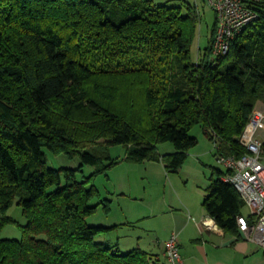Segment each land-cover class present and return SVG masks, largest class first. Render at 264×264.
Instances as JSON below:
<instances>
[{
  "label": "trees",
  "instance_id": "16d2710c",
  "mask_svg": "<svg viewBox=\"0 0 264 264\" xmlns=\"http://www.w3.org/2000/svg\"><path fill=\"white\" fill-rule=\"evenodd\" d=\"M254 8L259 17L222 56L212 54L215 15L193 59L201 15L184 0H0V264H169L100 240L115 226L86 221L100 204L109 209L94 177L108 178L119 160L177 171L197 144L196 124L219 155L244 153L237 137L264 103V1ZM164 142L174 151L158 153ZM115 145L122 159L111 155ZM44 149L80 164L49 167ZM261 152L264 161V138ZM83 166L93 170L78 177ZM214 173L202 205L236 232L245 203L222 170ZM14 202L24 224L7 214ZM9 224L20 226L19 239L1 237Z\"/></svg>",
  "mask_w": 264,
  "mask_h": 264
},
{
  "label": "crops",
  "instance_id": "0c3cea01",
  "mask_svg": "<svg viewBox=\"0 0 264 264\" xmlns=\"http://www.w3.org/2000/svg\"><path fill=\"white\" fill-rule=\"evenodd\" d=\"M256 107L264 109V103L259 100ZM259 135L262 139L264 138V125L260 129ZM158 145L157 152L161 155L174 151L172 149L171 151L161 152ZM215 150H217V147H215ZM123 157L124 154L120 156L121 159ZM187 158L188 153L182 166L175 172L168 171L163 162L156 160L119 161L117 165L128 164L129 168L136 167L137 171L143 170L151 177L160 175L169 184L166 185L163 181L161 197L155 200L152 198L146 202L147 214L138 216L135 221L129 222L133 224V227L141 228L140 233L136 235L122 227L125 222L124 220H118L122 219L121 215L120 218L113 215L116 208L112 204L113 197H105L110 199L111 204L104 215V222L98 223L115 227L103 234L100 240L107 242L109 245H116L123 252L136 247L141 248L156 254L165 263H168L165 255L166 241L172 233H175L178 238L179 253V259L175 264H264V249L261 246L246 240L237 229L236 232L222 229L212 217L207 215L202 201L207 193L211 177L215 176L214 170L216 168L211 166L212 170H210L207 185L204 187L196 185L194 193L179 192L174 188L177 187L181 191L182 180L180 177L173 176H179L181 168L187 162ZM196 163V160H192L189 165L196 166ZM223 172L221 179L226 170ZM169 187L172 188L174 195L169 194L167 196ZM245 208L242 209L241 214L248 217L249 211L243 212ZM248 220L251 221V217H248ZM139 221L141 222L138 223ZM142 239L143 241H141Z\"/></svg>",
  "mask_w": 264,
  "mask_h": 264
},
{
  "label": "rangeland",
  "instance_id": "374dc122",
  "mask_svg": "<svg viewBox=\"0 0 264 264\" xmlns=\"http://www.w3.org/2000/svg\"><path fill=\"white\" fill-rule=\"evenodd\" d=\"M184 1L193 5L196 4L201 15L200 21L197 24L196 36L192 45V57L195 59L198 49L203 51L207 46L209 33L212 30V26L215 21V13L205 0ZM152 2L156 5H181V0H152ZM124 103L125 99L122 92L120 94V99L116 104H114V107L121 110L123 109V106H125ZM132 116L133 114H131V117ZM190 135L196 137L198 142L196 145L188 149L187 162L181 168L179 176L173 177H180L182 180L181 191L179 188L174 187L177 191L179 190V192L187 191L188 193H194L196 185H200V187L207 185L208 176L210 174V170H212L211 166L222 171L226 170V167L218 161L219 154L217 150H215L213 142L205 136L199 124H196L191 128ZM158 149L161 152H167L174 148L171 142H164L159 143ZM124 152L125 148L122 145H115L111 147V155L113 157H118L120 159V156L123 155ZM44 154L46 163L49 167L75 169L80 164L79 157H69L64 153H54L48 149H44ZM192 160L197 161L196 166L189 165ZM92 170L93 167L91 166H83L82 172L77 173V176L81 177L82 175H89ZM108 173L109 179L105 174H97L94 177V184L99 190L100 198L104 200L105 197H113L112 204L113 207L116 206L113 211V215H116L117 218H120L121 215L122 219L118 220H124L125 223L122 227L133 232V235H136L140 233L141 228L137 226L133 227V224L129 222L135 221L138 216L147 214V201H150L152 198L155 200L161 197L163 190L162 184L164 181L162 179L163 177H160V175L151 177L143 170L137 171L136 167L129 168L128 164L124 163L110 168ZM195 176L197 180L195 179ZM152 181H154L153 184ZM164 183L166 185L169 184L166 180ZM110 192L113 193L111 194ZM169 194L174 195L172 188L167 191V196ZM100 198L98 196L97 198H94V201H99ZM110 204L111 202L109 205ZM247 211L248 208L246 207L243 212L246 213ZM7 214L13 217L19 224H24L26 222L22 214V208L16 205L15 202L8 209ZM104 215L105 212L102 204H100L96 211L86 218V221L88 224L96 225L99 224L98 222H104ZM140 222L141 221L138 223ZM21 234V228L16 224L6 225L1 231V237L3 238L19 239ZM141 241H143V239Z\"/></svg>",
  "mask_w": 264,
  "mask_h": 264
},
{
  "label": "built area",
  "instance_id": "2783aa9c",
  "mask_svg": "<svg viewBox=\"0 0 264 264\" xmlns=\"http://www.w3.org/2000/svg\"><path fill=\"white\" fill-rule=\"evenodd\" d=\"M217 18V30L212 54L222 56L228 52L230 41L259 17L254 5L264 0H205ZM264 124V109L254 108L249 115L239 143L245 151L239 156L219 155L218 161L226 167L222 179L233 184L248 208V217L237 214V230L248 241L264 249V162L259 131ZM205 222V221H203ZM165 255L169 264L179 259L178 238L172 233L166 241Z\"/></svg>",
  "mask_w": 264,
  "mask_h": 264
}]
</instances>
